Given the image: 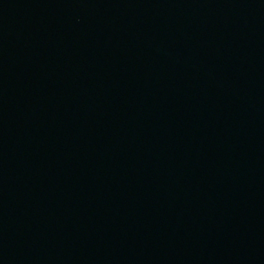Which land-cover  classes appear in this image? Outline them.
<instances>
[{
	"label": "water",
	"instance_id": "obj_1",
	"mask_svg": "<svg viewBox=\"0 0 264 264\" xmlns=\"http://www.w3.org/2000/svg\"><path fill=\"white\" fill-rule=\"evenodd\" d=\"M0 264H264V0H0Z\"/></svg>",
	"mask_w": 264,
	"mask_h": 264
}]
</instances>
